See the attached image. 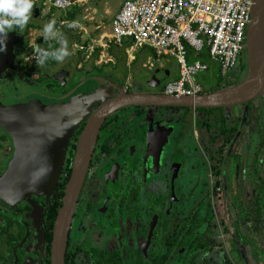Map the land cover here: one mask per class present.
<instances>
[{
  "label": "flooded vegetation",
  "instance_id": "obj_1",
  "mask_svg": "<svg viewBox=\"0 0 264 264\" xmlns=\"http://www.w3.org/2000/svg\"><path fill=\"white\" fill-rule=\"evenodd\" d=\"M39 7L44 6L33 8L32 20L48 22ZM32 25L8 34L12 56L0 60V104L96 97L65 147L52 194H30V201L11 204L0 198V264H50L53 223L88 121L123 94L165 95L170 76L164 66L147 67L135 53L120 48L114 51L121 56L106 60L86 56L87 45H80L77 36L68 39L70 58L38 68L26 49L33 45L27 39ZM12 34L18 35L16 42ZM240 67L230 80L213 78L208 88L237 84ZM160 69L168 72L165 80L156 73ZM258 103L212 110L124 106L109 112L95 133L69 223L64 264H150V257L164 256L166 237L176 239L174 250L181 253L179 241L193 243L203 235L211 250L223 251L221 264H234L233 254L243 262L248 243L264 242V109ZM13 153V137L0 126V177ZM215 235L224 237L230 251L219 239L210 243Z\"/></svg>",
  "mask_w": 264,
  "mask_h": 264
},
{
  "label": "water",
  "instance_id": "obj_2",
  "mask_svg": "<svg viewBox=\"0 0 264 264\" xmlns=\"http://www.w3.org/2000/svg\"><path fill=\"white\" fill-rule=\"evenodd\" d=\"M35 11H37L35 9ZM11 35H8V38ZM13 42L18 40L12 34ZM12 56L10 48L0 52L2 63ZM243 57L244 77L234 85L195 96L123 94L106 103L88 121L79 138L64 189L61 205L52 227L50 264H64L69 223L89 163L95 133L105 116L124 106H156L171 108L219 109L257 101L264 106V0H255L247 26ZM167 78L166 70H157ZM96 93L70 101L43 104L31 101L5 107L0 104V126L14 140V153L5 173L0 177V198L7 203L30 201L29 195L49 196L59 179L65 147L75 129L89 113ZM48 154V155H46ZM35 213L38 208L33 204Z\"/></svg>",
  "mask_w": 264,
  "mask_h": 264
},
{
  "label": "built area",
  "instance_id": "obj_3",
  "mask_svg": "<svg viewBox=\"0 0 264 264\" xmlns=\"http://www.w3.org/2000/svg\"><path fill=\"white\" fill-rule=\"evenodd\" d=\"M97 1L36 0V5L64 11ZM254 1L122 0L111 18L108 43L126 52L148 51L149 67L173 59L178 77L166 82L164 94L195 96L202 92L196 77L207 71L209 64L218 68L222 78L230 80L233 76L244 49ZM88 49L92 53L96 48ZM203 54L208 62L201 60Z\"/></svg>",
  "mask_w": 264,
  "mask_h": 264
},
{
  "label": "rangeland",
  "instance_id": "obj_4",
  "mask_svg": "<svg viewBox=\"0 0 264 264\" xmlns=\"http://www.w3.org/2000/svg\"><path fill=\"white\" fill-rule=\"evenodd\" d=\"M122 0H100L97 2L88 3L86 5L80 6V12L76 13L75 19L72 21H78L80 27L76 29H63V26L66 24V22H70L67 20L68 12H70L72 9L68 10H49L46 7H39L42 10L43 14H47L49 16L48 20L55 19L56 20V27L59 31H65L66 37L69 39L71 36L78 37L80 39V42H85L87 45V48H85L84 53L86 56H93L94 51L91 53L89 51V47L93 46V48H101V51L98 56V60L102 58L103 60H106L109 58L108 54V46H111L108 43V34L110 33V22L113 15L119 10L120 4ZM79 8V7H78ZM34 10V9H33ZM48 21V22H49ZM29 22H34L35 25H44L47 23L45 19L43 20H30ZM41 31L32 29L30 36L27 38L29 45L34 44L35 39L40 36ZM55 41L51 42V47L53 48L55 45ZM102 45V46H101ZM59 47V45L57 46ZM76 49V48H73ZM95 50V49H94ZM145 53V50L141 51ZM148 53V51H146ZM126 55V54H125ZM128 56V55H126ZM162 65L170 72V77L174 76L176 73H178V66L176 62L173 59L168 58L166 61L161 62ZM210 70H213L215 66H211ZM241 68V67H240ZM209 71L201 72L197 75L196 79L201 83H209L213 80V75L209 73ZM241 77V74L239 78ZM260 108L264 109V106L260 103L256 104ZM258 107V108H259ZM245 206L248 210V201L245 203ZM218 233V231H217ZM219 234V233H218ZM219 240L223 241V246L226 251V253L229 250L228 245L226 244V241L223 236H219ZM264 242L262 239L259 238L256 239V245L252 243H248L249 245L244 247V256L243 259L245 261H238L236 256L233 254L232 260L234 264H264V251H263V244ZM242 250V248H241ZM210 256H212V259L214 261H208L207 264H221L223 263L221 261V256H223V251L219 252L217 249H215L212 253H206V259L209 260Z\"/></svg>",
  "mask_w": 264,
  "mask_h": 264
},
{
  "label": "clouds",
  "instance_id": "obj_5",
  "mask_svg": "<svg viewBox=\"0 0 264 264\" xmlns=\"http://www.w3.org/2000/svg\"><path fill=\"white\" fill-rule=\"evenodd\" d=\"M36 6V0H0V52L6 51V41L10 32L22 33L33 18V8ZM56 20L52 19L43 27L42 37L45 48L37 44L33 48L32 59L38 68L44 67L49 60L63 63L72 56L69 48L68 38L56 27ZM69 29L80 27L78 21L66 22ZM55 41L59 45L57 48H51V42Z\"/></svg>",
  "mask_w": 264,
  "mask_h": 264
},
{
  "label": "trees",
  "instance_id": "obj_6",
  "mask_svg": "<svg viewBox=\"0 0 264 264\" xmlns=\"http://www.w3.org/2000/svg\"><path fill=\"white\" fill-rule=\"evenodd\" d=\"M80 12V7H74L70 12H68V16H67V20L68 21H72L73 19H75L76 13ZM33 29L36 30H42L41 26L39 25H32ZM64 29H67L68 27L65 25L63 27ZM78 43H80V39H77ZM37 44L41 45L42 47L48 48L47 44H44V40L42 35L38 36L35 41H34V46H36ZM28 48L29 52L32 51V46H26V49ZM120 50H124V48L120 49ZM101 51V48H96L92 58L93 59H97L99 56V53ZM109 56L112 57H118L119 55L121 56V54L116 53V51H114V48L109 46V48L107 49ZM124 55V52L122 53ZM146 54L143 52H139L137 54V57L140 58L142 61L146 58ZM193 59H189V61H192ZM201 60L204 62H208V58L206 56V54H203V56L201 57ZM239 64L241 65V77L238 79L237 83L244 77L245 75V64H244V57H243V52L241 54L240 57V62ZM211 66H215L214 64H209V68L207 71H209V69H211ZM209 73H211L213 75V78L218 77L219 76V71L218 68L215 66V68H213V70H210ZM197 80V79H196ZM197 82L204 88L205 93L207 92H212L213 90H216L218 88L215 87L214 89H209L208 87L210 86L211 82L209 83H205V84H201L198 80ZM220 84V83H219ZM218 84V85H219ZM212 110V109H211ZM69 174V173H68ZM54 212H53V216L52 218L49 220V226L51 227L52 224V220L54 218ZM200 225V224H198ZM195 227V226H193ZM214 229L216 230V225L213 226ZM213 229V233L215 232V230ZM219 235V234H218ZM203 236H199V238L197 239L196 242L193 243H189L187 240H181L179 241L178 246L181 250V253H178V249L174 250V245L176 244V239L171 238V237H166L165 240V251H164V256H153L150 257V264H177L178 262H180L181 264H207L208 261H214L212 259V256H210L209 260H207L205 257V253L203 251H210V252H214V250H211L210 247H208V243L207 241H205L203 239ZM218 236L215 235L213 237H211L210 239V243H213V241L215 242V240L217 241ZM203 240V241H201ZM215 246H217L219 249L221 248V242H217L215 243ZM213 249V248H212ZM215 249V248H214ZM224 264H230L228 261Z\"/></svg>",
  "mask_w": 264,
  "mask_h": 264
},
{
  "label": "crops",
  "instance_id": "obj_7",
  "mask_svg": "<svg viewBox=\"0 0 264 264\" xmlns=\"http://www.w3.org/2000/svg\"><path fill=\"white\" fill-rule=\"evenodd\" d=\"M119 8H120V7H119ZM80 44H81V43H80ZM111 47H113V48H118V47L113 46V45H111ZM108 48H109V46H108ZM120 49H122V48H120ZM124 50H125V49H124ZM141 51H143V50L137 51L135 54L137 55V54H138L139 52H141ZM125 52H126V50H125ZM145 54H146L147 56H146V58H145L143 61H144L145 65H147V67H149V66H148V63H147V61H146L147 58L149 57V52L147 53L146 50H145ZM161 62H162V61H160L159 63L155 64L154 66L157 65V66L163 67L164 65H162ZM150 68H151V67H150ZM177 77H178V73H176V74H175L174 76H172V77L169 76L168 81L174 80V79H176ZM168 81H167V82H168ZM243 262L245 263L244 260H243Z\"/></svg>",
  "mask_w": 264,
  "mask_h": 264
}]
</instances>
